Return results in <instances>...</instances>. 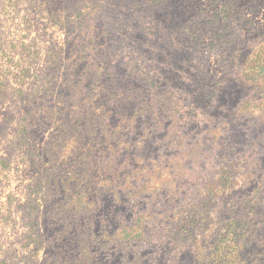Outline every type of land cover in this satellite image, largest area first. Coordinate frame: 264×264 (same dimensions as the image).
<instances>
[{
  "label": "rangeland",
  "instance_id": "rangeland-1",
  "mask_svg": "<svg viewBox=\"0 0 264 264\" xmlns=\"http://www.w3.org/2000/svg\"><path fill=\"white\" fill-rule=\"evenodd\" d=\"M262 181L264 0H0V264H264Z\"/></svg>",
  "mask_w": 264,
  "mask_h": 264
},
{
  "label": "trees",
  "instance_id": "trees-1",
  "mask_svg": "<svg viewBox=\"0 0 264 264\" xmlns=\"http://www.w3.org/2000/svg\"><path fill=\"white\" fill-rule=\"evenodd\" d=\"M260 70V73L261 72H263V69L261 68V69H259ZM232 156H233V159L235 160V161H237V159H236V157H239V154H235V156H234V154H231ZM236 155H238V156H236ZM244 157L245 156H242V158L244 159ZM239 159H241L240 157H239ZM240 171H242V170H239L238 168H236V167H234L233 165H232V167L230 166L229 167V169H225L224 170V173L226 174V173H231V174H239L240 173ZM247 175V174H246ZM251 174H249L248 173V175L247 176H250ZM249 179V178H248ZM261 187L262 188H264V181H262L261 183H259V184H256L255 185V187H254V191L256 190H260L261 189ZM196 230L195 229H193L192 230V232H195ZM253 234L251 235V236H249V237H247L244 241H243V243L245 242V244H246V246H244L243 248H246V247H249V246H251V245H256L257 246V244L261 247V248H263L264 249V238L262 239V240H260V239H257V240H253ZM235 238H232L231 239V241H229L228 243H231L233 240H234ZM246 242H248V243H246ZM184 245V244H183ZM185 246H187L186 244H185ZM210 250V248H207V251L208 252H210L209 253V255L206 257L207 259H209L212 255H214V252H213V250H211V251H209ZM206 251V252H207ZM237 253H238V250H237ZM236 258L237 257H239V256H235ZM201 259V263L200 264H205V258L203 257V255H202V257L200 258ZM222 261V263H220V264H245V263H242V262H240V263H233L232 261H229V262H224L223 260H221ZM213 262H215V260L214 259H212V263H210V264H213Z\"/></svg>",
  "mask_w": 264,
  "mask_h": 264
}]
</instances>
